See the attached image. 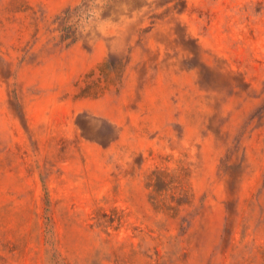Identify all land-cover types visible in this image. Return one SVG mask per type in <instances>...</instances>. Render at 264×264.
<instances>
[{
  "label": "rangeland",
  "instance_id": "obj_1",
  "mask_svg": "<svg viewBox=\"0 0 264 264\" xmlns=\"http://www.w3.org/2000/svg\"><path fill=\"white\" fill-rule=\"evenodd\" d=\"M80 2L0 0V264H264V0Z\"/></svg>",
  "mask_w": 264,
  "mask_h": 264
},
{
  "label": "trees",
  "instance_id": "obj_2",
  "mask_svg": "<svg viewBox=\"0 0 264 264\" xmlns=\"http://www.w3.org/2000/svg\"><path fill=\"white\" fill-rule=\"evenodd\" d=\"M111 0H82V2L68 6L57 17L56 28L59 41L65 45L75 42L84 34L90 21L97 18L98 11L109 6ZM144 3L138 7L143 6Z\"/></svg>",
  "mask_w": 264,
  "mask_h": 264
}]
</instances>
